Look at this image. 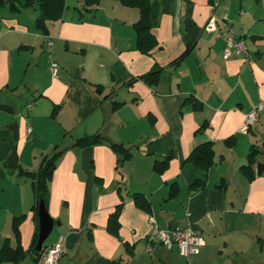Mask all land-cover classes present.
<instances>
[{
  "label": "crops",
  "instance_id": "1",
  "mask_svg": "<svg viewBox=\"0 0 264 264\" xmlns=\"http://www.w3.org/2000/svg\"><path fill=\"white\" fill-rule=\"evenodd\" d=\"M65 4L60 19L46 21V34L36 25L37 9L0 6V249L5 241L15 247L12 219L24 215L19 244L25 257L18 264H35L29 250L35 196L20 170L37 171L57 145L63 152L46 209L53 235L43 242L62 239L57 264H264V0H220L209 26V0H150L158 45L148 54L134 48L137 8L117 0ZM228 28L243 40L246 55L223 59ZM153 64L162 67L155 86L125 84ZM111 101L124 105L111 110ZM259 103L256 119L240 131ZM94 133L107 140L75 145ZM208 141L211 167L184 162ZM110 142L121 143L129 157L121 161ZM14 147L17 165L10 167ZM253 147L262 168L258 174L254 164L249 180L240 167ZM168 154V166L155 171L154 162ZM196 180L203 186L190 188ZM134 193L148 201V209L136 204ZM119 204V227L112 234L108 219ZM187 226L205 240L198 254L184 257L159 243L146 251L154 227Z\"/></svg>",
  "mask_w": 264,
  "mask_h": 264
},
{
  "label": "trees",
  "instance_id": "2",
  "mask_svg": "<svg viewBox=\"0 0 264 264\" xmlns=\"http://www.w3.org/2000/svg\"><path fill=\"white\" fill-rule=\"evenodd\" d=\"M122 5L132 8H137L140 14L139 19L133 24L135 30V44L134 48L142 53L148 54L154 47L158 45L157 39L151 31L152 26L150 22V0H117ZM86 6H93L99 3V0H83ZM8 4L11 10H19L20 7H33L38 10V16L36 19V25L46 34V21L47 20H58L62 17L65 9V0H23L18 4L15 0H0V6ZM189 47L182 53L180 57L171 62L170 65H175L180 62L182 58L189 52ZM162 72V67L158 64H153L152 67L144 74L132 77L125 84L131 85L136 80H142L148 86L153 87L157 84L159 76ZM99 88V87H98ZM115 105L122 103L113 102ZM58 106L53 108V113L56 112ZM204 124L198 129L201 131L204 128ZM107 139L100 133H94L86 135L76 139L75 145L84 147L101 143ZM234 137L227 138L226 144L232 143ZM111 147L120 153H122L121 161L129 157L127 148L121 143L110 142ZM57 145L53 148V151L49 155H45L40 163V167L37 171H26L20 170V173L28 176L31 179V186L35 196V203L32 205L31 210L34 211L36 228L29 247V250L34 254L33 262L36 264L43 248L47 247L44 245L40 251L36 250V243L38 239V225H37V208L40 201H43L45 208L47 209V202L49 198V182L52 178L53 171L56 163L63 150H57ZM259 153V149L256 147L251 148L248 153L247 163L240 167V171L249 179H253L254 171L252 166L256 164L258 174L261 171L262 164L257 163L256 157ZM172 154L166 155L162 160H156L153 168L157 172H162L169 163ZM184 162H191L197 167L207 170L213 165L214 162V151L212 142H204L194 147L188 154ZM203 186V182L196 180L190 185V188L196 189ZM133 198L137 205L144 209L149 208V203L139 193H134ZM121 212V204L117 205L115 210L110 214L107 224V229L112 234H116L119 227V215ZM24 215L15 216L12 219V232L15 239V247H11L7 241L4 242L0 249V262H12L18 264L24 257L25 252L20 247V232L19 225ZM105 264H120L119 261L109 260Z\"/></svg>",
  "mask_w": 264,
  "mask_h": 264
},
{
  "label": "built area",
  "instance_id": "3",
  "mask_svg": "<svg viewBox=\"0 0 264 264\" xmlns=\"http://www.w3.org/2000/svg\"><path fill=\"white\" fill-rule=\"evenodd\" d=\"M211 15L207 26L213 25L214 16L213 11L218 7L220 0H209ZM206 26V27H207ZM225 40V46L223 48L222 57L227 59L233 55H246L247 50L242 39H236L233 35L231 28H228L223 35ZM46 45H52V41L47 39ZM58 65L53 62L49 68L51 74L55 75ZM263 107V103H259L255 108L249 111L243 124L240 126V131H246L249 125L256 119V114ZM31 131L30 128L27 129ZM151 222H154L153 218H150ZM153 243H159L166 249L176 248L178 252L187 257L189 255L198 254L200 248L205 245V240L201 233L187 226L184 228L172 227L169 229H160L154 227L146 236V251L152 249ZM64 248L62 246V239L60 238L57 242L43 248L39 259L36 264H57L60 256L62 255Z\"/></svg>",
  "mask_w": 264,
  "mask_h": 264
},
{
  "label": "water",
  "instance_id": "4",
  "mask_svg": "<svg viewBox=\"0 0 264 264\" xmlns=\"http://www.w3.org/2000/svg\"><path fill=\"white\" fill-rule=\"evenodd\" d=\"M15 139H17V135H15ZM8 165L10 167H16L17 165V156L15 147L11 151V154L8 159ZM37 216H38V239L36 243V250H40L43 242L47 239L49 234L51 233L54 226V219L47 212L43 201H40L37 208ZM56 224L59 225V221H56Z\"/></svg>",
  "mask_w": 264,
  "mask_h": 264
},
{
  "label": "rangeland",
  "instance_id": "5",
  "mask_svg": "<svg viewBox=\"0 0 264 264\" xmlns=\"http://www.w3.org/2000/svg\"><path fill=\"white\" fill-rule=\"evenodd\" d=\"M20 1H23V0H15V3L18 4V2H20ZM69 3H71V2H69ZM120 98H122V97H120ZM113 102H117V101H113ZM113 102H112V101L110 102V108H109V109H111V110H116L118 107L124 105L123 102H119V103H122V104H119V105H115ZM54 229H55V228H54ZM52 235H53V234L51 233V235L48 236V238L45 240V244H47V243L50 241ZM182 259H183V258H182ZM183 261H185V258L183 259ZM183 264H185V262H184Z\"/></svg>",
  "mask_w": 264,
  "mask_h": 264
}]
</instances>
